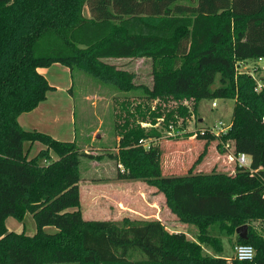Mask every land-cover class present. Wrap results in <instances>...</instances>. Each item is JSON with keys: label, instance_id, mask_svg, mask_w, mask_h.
<instances>
[{"label": "trees", "instance_id": "1", "mask_svg": "<svg viewBox=\"0 0 264 264\" xmlns=\"http://www.w3.org/2000/svg\"><path fill=\"white\" fill-rule=\"evenodd\" d=\"M115 58H150L153 67L146 100L122 104L113 158L124 168L117 177L164 193L179 220L197 228L196 239L159 219L84 218L80 161L93 155L19 123L55 88L39 71L55 62L69 67L73 80L79 69L123 91L137 87L133 72L109 61ZM259 58L264 0H0V264H264V203H256L264 195V76L260 84L240 70ZM216 98L235 101L227 130L186 133L201 100ZM160 123L175 128L172 139L205 141L187 173L163 175L164 152L151 142L163 138ZM242 138L257 147L253 167L232 154L225 159L234 172L194 171L211 142L237 154ZM148 139L149 148L141 143ZM36 141L45 147L30 157ZM28 212L34 234L8 228V217L23 221ZM243 224L246 239L236 235ZM50 225L57 231H46ZM223 236L252 244L254 259L229 262L220 255Z\"/></svg>", "mask_w": 264, "mask_h": 264}, {"label": "rangeland", "instance_id": "2", "mask_svg": "<svg viewBox=\"0 0 264 264\" xmlns=\"http://www.w3.org/2000/svg\"><path fill=\"white\" fill-rule=\"evenodd\" d=\"M109 61L121 68L127 69L134 73V82L137 87L123 91L119 88L102 82L91 75L76 69L74 71L73 82V96L76 106L74 109L76 130L78 140H75L80 151H86L93 155V157L82 155L80 161V197L83 211V216L90 220H122L124 217L133 219H146L153 217V211L149 209L142 193L150 194V189H157L156 187L144 182L142 180H128L119 179L117 177L118 168H124L122 163H118L113 154L118 152L120 136L116 128L117 123L122 122V116L126 111L122 109V104L127 101L132 104H138L146 100L143 86L151 87L153 82V67L150 58H115ZM257 61L249 60L244 65L240 66L241 71H249L254 73L255 77L261 84V77L264 76V61L260 62L263 65L258 71ZM61 67V68H60ZM61 66H51L49 76L55 78L61 83H65L63 73L60 71ZM259 68V67H258ZM256 69V70H255ZM218 78L215 85H218ZM140 85V86H139ZM260 87V86H259ZM58 97L64 94H57ZM216 102L214 105L213 103ZM235 101L230 98H216L214 100L203 99L199 104L198 111L190 118L185 127L186 133H197L199 130L211 128L212 130L222 133L226 131L228 124L232 121L233 106ZM68 112L66 118H69L71 108L67 107ZM163 138L151 141L153 144H159L163 150V175L171 174H185L189 168L193 166L195 161L204 151L205 141L193 137H182L181 139L174 138L177 131L175 128L168 129L160 123ZM223 129V130H222ZM41 131V130H40ZM44 132V131H42ZM49 134V133H48ZM90 134L89 140H83V137ZM185 136V135H181ZM171 137V138H169ZM93 145L88 143L92 141ZM67 141V140H64ZM148 141H150L148 139ZM42 142L36 141L30 149V157L39 153L43 148L40 144ZM41 147V148H40ZM45 147V146H44ZM256 146L252 140L242 138L239 142V149L247 156L248 161L253 167L252 151L256 150ZM232 150V149H231ZM220 148L217 147L216 142L210 143L207 149L206 156L204 154L203 161L198 164L194 171L204 173L212 170L223 172H234V162L229 163L225 156L236 155L234 151L224 154ZM50 155L56 158V152L51 150ZM237 161V160H236ZM264 167V164H263ZM102 193H109L108 198H99L96 202H90L91 198H98ZM118 194L124 195L129 205L128 211L119 212L116 207H119V201H116L115 196ZM152 194V193H151ZM135 197H142V203L135 200ZM121 198V197H120ZM257 204L264 203V195H260L256 201ZM122 206V205H121ZM120 206V207H121ZM135 209L134 210H131ZM126 209V208H124ZM158 215H161L170 231L184 232L189 238L196 239L197 228L188 223H183L178 216L174 214L169 207L159 209ZM8 219V220H7ZM6 220V224L10 230L21 232L23 230L28 234H34L37 230V224L32 213H27L23 221L10 216ZM48 232H55V226H47L45 228ZM223 250L221 256L226 259H232L234 255L233 239L228 236L222 237ZM208 252H212L211 248L204 246ZM138 257L140 255H137ZM49 264H77V263H49Z\"/></svg>", "mask_w": 264, "mask_h": 264}, {"label": "crops", "instance_id": "3", "mask_svg": "<svg viewBox=\"0 0 264 264\" xmlns=\"http://www.w3.org/2000/svg\"><path fill=\"white\" fill-rule=\"evenodd\" d=\"M84 12L87 16H90L89 8L86 6L84 9ZM63 66L60 71L63 73L64 81L65 83H61L55 78H51L49 75V71L51 70V66ZM61 68V67H60ZM39 71L44 74V76L48 79V81L55 86L53 90H50L47 93V97L41 101L37 107H35L31 111L23 112L20 114L18 120L21 126L28 130H41L46 133H49L50 135L54 136L57 139L60 140H67V141H75L78 140V134L76 130V120H75V106L76 102L74 101L73 96V77L72 72L69 67L65 66L62 63L55 62L47 67H40ZM63 93V96L58 97L57 94ZM67 107L71 108L69 118H66V113L68 112ZM231 123V122H230ZM228 124V126L230 125ZM90 134L83 137V140H89ZM92 141H89L88 143L93 145V138H91ZM35 144V143H34ZM42 144V143H40ZM44 148V144L40 145ZM40 147V148H41ZM57 158V155H56ZM150 194H146L144 191L142 193L143 197L145 198V203L149 206V209L153 211V217H147L146 219H159L164 224L165 221L161 215H158L159 209L163 211V208L168 207L166 202V197L164 193L158 191L157 189H150ZM152 193V194H151ZM109 193H102V195H99L98 198L94 199L91 198L90 202H96L99 200V198H108ZM121 197V198H120ZM115 200L119 201V204H121L119 207H116V210L119 212H126L128 211L129 205H127V200L124 199V195L118 194V196H115ZM135 200L138 199L139 202L142 201V197H135ZM126 208V209H124ZM128 208V209H127ZM82 210V208H81ZM134 210L135 209H132ZM83 213V211H82ZM84 215V214H83ZM8 220V219H7ZM6 220V222H7ZM8 226V225H7ZM169 225L166 224V227L168 228ZM10 229V227H9Z\"/></svg>", "mask_w": 264, "mask_h": 264}, {"label": "built area", "instance_id": "4", "mask_svg": "<svg viewBox=\"0 0 264 264\" xmlns=\"http://www.w3.org/2000/svg\"><path fill=\"white\" fill-rule=\"evenodd\" d=\"M256 61H257V66H260L261 68H262V66L263 65H260V62L261 61H264V58H259V59H256ZM245 63H240V66H242V65H244ZM264 67V66H263ZM264 69V68H263ZM214 105L216 104V102H214L213 103ZM227 128H228V126H227ZM226 128V129H227ZM223 130V129H222ZM214 131V130H213ZM215 133H216V131H215ZM177 134V133H176ZM217 134H219V132H217ZM141 143H143L146 147H150V142L148 141V140H142L141 141ZM235 158H236V160H237V162H238V164L240 165V166H245V167H251V162L250 161H248V159H247V156H246V154L244 153V152H239V153H237L236 155H235ZM245 244H247V243H237V244H235L233 247H234V255H233V257H232V259H230V260H228L229 262H231L233 259H238L237 258V256H236V254H235V248H236V245H245ZM248 245H251L254 249H255V247L252 245V244H248ZM255 253H256V249H255ZM239 260V259H238Z\"/></svg>", "mask_w": 264, "mask_h": 264}, {"label": "clouds", "instance_id": "5", "mask_svg": "<svg viewBox=\"0 0 264 264\" xmlns=\"http://www.w3.org/2000/svg\"><path fill=\"white\" fill-rule=\"evenodd\" d=\"M236 235L239 237V233L236 232ZM235 254L237 258L241 261L252 260L255 257V249L248 244L245 245H236Z\"/></svg>", "mask_w": 264, "mask_h": 264}, {"label": "water", "instance_id": "6", "mask_svg": "<svg viewBox=\"0 0 264 264\" xmlns=\"http://www.w3.org/2000/svg\"><path fill=\"white\" fill-rule=\"evenodd\" d=\"M241 238L246 239L248 237V224L239 226L236 230Z\"/></svg>", "mask_w": 264, "mask_h": 264}]
</instances>
